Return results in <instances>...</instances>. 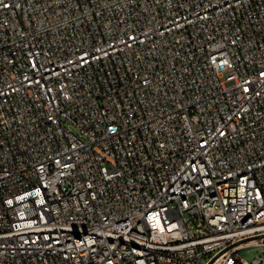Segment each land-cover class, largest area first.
<instances>
[{"label":"built area","instance_id":"2783aa9c","mask_svg":"<svg viewBox=\"0 0 264 264\" xmlns=\"http://www.w3.org/2000/svg\"><path fill=\"white\" fill-rule=\"evenodd\" d=\"M264 0H0V264H262Z\"/></svg>","mask_w":264,"mask_h":264},{"label":"rangeland","instance_id":"374dc122","mask_svg":"<svg viewBox=\"0 0 264 264\" xmlns=\"http://www.w3.org/2000/svg\"><path fill=\"white\" fill-rule=\"evenodd\" d=\"M239 255L248 261H251L254 257L259 256L263 260L262 264H264V246H253L250 248H244L240 250Z\"/></svg>","mask_w":264,"mask_h":264}]
</instances>
